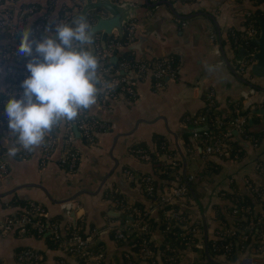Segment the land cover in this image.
<instances>
[{
    "label": "crops",
    "instance_id": "obj_1",
    "mask_svg": "<svg viewBox=\"0 0 264 264\" xmlns=\"http://www.w3.org/2000/svg\"><path fill=\"white\" fill-rule=\"evenodd\" d=\"M17 1L5 5L15 14ZM111 1L131 4L135 10L134 18L127 22L132 26L131 40L124 45L131 44L133 50L127 53L133 60L155 61L171 57L177 65L176 76L166 80L160 90L153 91L148 75L137 77L133 71L123 70L121 73H125L133 85L135 97H98L97 104L85 111L87 115L103 120L107 126L105 130L94 133L90 143L79 138L76 130H73L71 145L78 156L71 172L58 163L65 148L60 128L53 134L54 148L45 161H41L40 147L27 152L23 158L18 156L19 153L10 157L8 149L15 138L9 131L0 129V161L5 166V170L0 171V264H20L15 254L23 248L36 250L41 256L40 264H58L61 259L67 264H79L75 258L65 254L57 243L53 245L46 238L47 234L19 235L3 228L6 218L21 211L29 202L42 205L45 218L56 224L61 234L72 219L78 217L75 223L83 233L95 230L106 264H123L122 254L127 247L113 241L109 230L122 219L113 216L112 212H121L111 202L109 194H117L128 204L150 205L137 179L143 173L151 174L153 164L139 161L133 155V148L152 151L156 140L161 139L180 166L184 160L185 169L188 167L189 173L195 172L204 161L198 142L191 136L193 128L186 120L200 112L205 96L210 92L214 102L221 105L240 100V110L250 113L249 122L254 126H248V131H256L264 125V114L260 112L264 109L262 80L252 76L249 68L244 74L247 80L244 76L238 78L231 71L236 70L238 60L247 57V48L235 43L238 34L245 29V12L254 8L252 0ZM75 3V0H46L47 11L44 14L48 18L56 4L58 12L55 18L69 13V22L80 9L74 11ZM94 14L95 11H89L85 17L92 20ZM176 18L183 24L175 21ZM99 36L100 33L94 35L95 41L99 42ZM111 36H115V32ZM211 36L215 37L222 59L229 65L215 64L217 57L212 54L214 43ZM4 38L5 35L0 34V43L6 41ZM248 84H257L260 88L242 100ZM15 86L8 83L4 66H0V88H9L13 93ZM0 115H5V107L0 109ZM233 140L238 141L244 153L239 158L228 155L210 158L216 167L195 177L190 183L186 200L174 203L188 215L191 222L200 225L204 239L212 237L223 224L233 222L228 195L239 192L252 199L244 187V177L256 184L262 181V176L253 170V161L258 159L264 163V138L259 137L257 146H251L235 135ZM166 186L162 184L158 192L165 191ZM157 187H160L159 183ZM65 200H72L80 209L66 215L58 205ZM151 215L156 217L155 212ZM246 253L247 250L237 253L229 260L217 256L214 258L219 263L213 260L209 262L201 247L194 252H185L174 264H238ZM158 264L162 263L159 261Z\"/></svg>",
    "mask_w": 264,
    "mask_h": 264
},
{
    "label": "built area",
    "instance_id": "obj_2",
    "mask_svg": "<svg viewBox=\"0 0 264 264\" xmlns=\"http://www.w3.org/2000/svg\"><path fill=\"white\" fill-rule=\"evenodd\" d=\"M75 1L76 3L73 4V8L76 12L83 0ZM6 3L14 2L13 0H9L0 4V34H4V39L6 40L0 43V66H4V72L8 77V83L16 85V89L13 93L19 98L22 94V89L20 87L21 82L29 76L25 67L27 58L19 54L18 50L9 48L8 44L15 43L18 34L21 33V29L19 28L22 20L25 19L26 24V20L36 13L39 8L35 10L34 6L21 7L25 5L21 4L15 14L6 10L2 11V9L6 8ZM28 4L33 5L32 3ZM248 15V12H245V16ZM70 17L71 15L69 13H65L49 21L47 19V14H43L36 18L28 27L32 29L36 38H40L42 35L40 31L45 28L46 23H54L61 20L68 22ZM42 18H45V20ZM88 21L90 23L91 19H88ZM175 21L183 24L178 18H176ZM25 24L23 28H25ZM244 30V34L236 38V42L240 43L248 50L247 57L238 63L235 68V72L240 76L244 75L246 68H249L254 62L252 55L257 51V46L252 44L251 40L256 38L259 34V32H256L252 23H249ZM131 33L132 26L129 23L125 24L122 34V36L126 38L125 44L131 40ZM119 40L120 38L110 36L105 38L102 46L98 40L94 43L95 53L100 58L101 77L111 85V88L102 92L99 98H114L118 95H123L128 98L135 97V90L132 83L128 81V77L125 73H121L126 69L133 71V75L137 77L148 75L151 80L153 91L160 90L166 80L175 78L177 65L171 57H164L155 61H135V63H129L122 58L117 63V66L111 69V66L107 65L110 64L108 62L109 58L116 53L118 48L125 45ZM211 40L214 43L212 54L217 57L215 64L223 65L224 60L222 59L219 45L216 43L214 36H211ZM117 60L115 62H117ZM255 91L256 88L249 85L246 92L242 94L241 99L244 100L248 98V96L255 93ZM4 92L5 94L0 95V109L6 106L8 94H12L9 88H6ZM213 101L212 93L206 94L204 112L190 116L186 120V123L193 128L191 136L198 142L202 161H208L210 158H220L224 155L239 158L240 149L231 150L230 146V140L234 135L250 143L251 146H257L256 138L249 134L247 128L250 113L247 111L245 114L242 113L239 105L234 102L232 114L227 119H219L216 116L208 117L209 114L214 113L212 110ZM106 126L103 120L89 116L85 111L80 114L74 123L66 124L62 122L59 127L54 128L46 137L45 145L40 147L41 161H45L49 158L55 143L53 134L60 128L62 130L61 135L65 148L59 157L58 163L67 172L73 171L78 156L77 150L71 145L73 141V130H76L79 138L90 143L93 141L94 133L105 130ZM0 129L9 131L6 115H0ZM259 133L260 137L264 138V129H261ZM160 148L163 149V146H160ZM132 152L139 161L151 162L150 154L144 149L135 147L132 149ZM26 155L27 152L24 150H21L18 154L21 158ZM162 158L169 162L171 166H177L180 172V163L178 160L172 158L171 154L165 153ZM4 170L5 166L0 161V171ZM253 170L262 176L261 183L256 184L249 180L248 177H244L243 180L247 193L255 200L253 208L250 209L231 205L230 214L234 217L233 222L229 223V225L223 224L222 228L216 230L212 237L209 238L210 243L207 247L210 253L219 254L223 258H230L231 255L243 253L247 250V253L239 259L238 264H264V163L258 159H254ZM128 176L131 175L128 174ZM138 179L137 184H140ZM194 179V174L189 173L182 178L177 185L166 186L165 191L157 192V196H154V187L151 183L152 178L150 176H145L142 179L143 182L140 187L144 197L150 204L149 207H145L147 213L151 215L152 212H155L156 217L153 216L154 218H158V212L163 216V229L155 235L159 236L161 233H167L171 231L173 225H178L180 228L173 232V234L176 238L184 242V247L179 252L180 255L167 257L164 260L162 259L163 261L159 258L157 253L153 254V252L145 246L141 247L138 252H134L130 249V246L125 244L126 242H123L125 239L124 231L129 233L135 228L144 230L147 224L143 218L144 214L137 211L132 204L126 203L122 197L110 196L109 199L111 202L124 216L121 219L123 220L122 222L109 228L113 241L121 246L124 244L127 247V250L122 254L123 264H137V262L142 264H158L159 261L162 264L163 262H167L166 264H174L177 258L185 252H194V250L191 249V244H194L197 249L204 247V238L201 234L200 225L197 222H191L188 215L177 206L175 208H165V206L169 204L173 205L176 201L186 200L189 194L188 186H190L191 181ZM58 205L65 210L66 215L69 212L74 213L76 210L80 209V206L72 200L59 202ZM132 214L133 216L135 215L134 221L126 219V215L131 216ZM245 216L247 220L243 224L244 226L240 233H238V227L242 225L241 221ZM41 217L43 219H41ZM76 218L78 217L73 218L72 223L68 224L65 232L61 234L57 225L49 222L45 218L44 207L38 203L29 202L21 211L15 212L6 218L3 223V228L7 231H14L19 235H29L32 234V231L37 235L49 234L61 247L64 253L75 258V260H80L83 264H106L102 247L100 246L97 248L95 246L97 243L95 230H88V232L83 234L79 233L75 227ZM138 224H141V226ZM193 236L197 239L196 243L189 242V238ZM141 243H144V240H142ZM15 259L20 264H40L41 262L40 254L31 248L18 250L15 254ZM58 264H67V262L61 259L58 261Z\"/></svg>",
    "mask_w": 264,
    "mask_h": 264
},
{
    "label": "clouds",
    "instance_id": "obj_3",
    "mask_svg": "<svg viewBox=\"0 0 264 264\" xmlns=\"http://www.w3.org/2000/svg\"><path fill=\"white\" fill-rule=\"evenodd\" d=\"M94 35L85 16L56 21L40 38L30 27L22 29L18 53L27 58L29 76L21 82L20 97L8 94L5 106L7 127L15 138L10 157L45 145L54 128L74 123L111 88L101 77ZM0 94H5L3 88Z\"/></svg>",
    "mask_w": 264,
    "mask_h": 264
},
{
    "label": "trees",
    "instance_id": "obj_4",
    "mask_svg": "<svg viewBox=\"0 0 264 264\" xmlns=\"http://www.w3.org/2000/svg\"><path fill=\"white\" fill-rule=\"evenodd\" d=\"M6 1L9 0H0V4L5 3ZM15 1V0H13ZM253 1V9L252 10H248L246 12H248V16L244 17V27H247V25L249 23H252L253 26L256 29V32H259V22L264 20V0H252ZM25 6H34L35 10H37L39 8L38 5H31V4H25L22 5L21 7H25ZM8 11V12H12V10L10 8H4L2 9V11ZM45 20V18H42ZM25 24V19L22 20L20 28L21 31L24 27ZM53 23H46L45 28L41 29L40 33L43 34L45 29L48 28L49 26H51ZM245 31V30H244ZM244 31H242L241 33H239L238 35L241 36L244 34ZM18 38L16 39L15 43H9L8 47L11 49H16L18 50V45L20 43V33L17 36ZM95 40V39H94ZM233 40V38H231V41ZM122 44H125L126 38L125 36H122L119 40ZM238 42L235 43V45ZM234 45V46H235ZM125 59L126 61H128L129 63H135V61L133 60L132 56L130 55V53H124L121 55V57L117 60V62L115 63H110L107 64L108 66H111V69L115 68L117 66V63L119 62L120 59ZM174 60V59H173ZM174 63L176 64V62L174 61ZM244 76V75H242ZM245 77V76H244ZM245 80H247V78H244ZM254 86H259L257 84H254ZM235 103H237V105L240 106V100L239 101H235ZM234 102H231L229 105H221L218 104L216 102L213 101V105H212V110L214 111L213 114H207L208 117H218L219 119H227L231 114H232V108L235 104ZM205 110V103L204 106L201 108L199 113H203ZM242 113H246V111H242ZM252 123V122H251ZM249 125H247L248 128ZM249 134L253 137L256 138V143L258 144V139L260 137V133H253L251 131H249ZM160 146H163V149L160 148ZM230 146H231V150H236V149H241V145L238 143V141L233 140V138H231L230 140ZM145 151H147L150 156H151V164H153L152 166V173L151 174H146L143 173L140 175L138 182L140 183V185H142L143 182V178L145 176H150L152 178L151 183L153 184L154 187V196H157V192L158 190L161 188V185H167V186H171V185H177L178 182L184 178L186 175L189 174V170L188 167L184 170V176H182L181 172L178 171L177 166H171L169 162L165 161V160H160L161 157L163 156V154L165 153H169L171 154L166 146L164 141H162L161 139H157L154 145V148L152 151H150L149 149H145ZM239 153L243 154L244 151L241 149L239 151ZM213 167H216V164L209 159L208 161H205L201 166H199L197 168V170L195 172H193L194 177L198 178L199 176H201L203 173H207V171H211V169H213ZM157 183H159L160 187H157ZM110 196L112 195L113 197H119L117 194L111 192V194H109ZM227 198L229 199V201L231 202V205H234L236 207H247L252 209L254 204H255V200L252 198L250 199L248 196H246L245 194H240L239 192H237L236 194H232L228 195ZM137 211H139L140 213H143V218L145 223L147 224L144 230H138V228L133 229L131 232L126 233V231H124L125 234V239L123 240V242H126V245L130 246V249L134 252H138V250L141 247H147L149 248L153 254L157 253L159 258L162 260H164L167 257H175L177 255H180L179 252L180 250L183 249L184 247V242L181 241L179 238H176L173 234V232L177 231L178 228H180L178 225H173L171 228V231L167 232V233H161L159 236H156L155 234H157V232H161V230L163 229V216L160 214V212H158V218H154L153 216H151L150 214L147 213V210L145 209V207H143L142 205H140L139 203H134L132 204ZM176 205L175 204H169L167 206H165V208H175ZM126 219H129L131 221L135 220V215L133 216V214L131 216H125ZM41 219H43L41 217ZM247 218L246 216L244 217V219H242V225H240L238 227V233H240L242 227L244 226L243 224L246 222ZM123 220H121L122 222ZM139 226H141V224H138ZM137 226V227H139ZM75 227L77 228V230L79 231V233L83 234V232L80 230L78 224L75 223ZM33 235L38 236L34 231L31 232ZM44 234H41L39 236H42ZM46 238L52 242L53 245H56V242L51 238V236L49 234L46 235ZM144 240V243H141V241ZM205 240V248H206V255L207 258L209 260V262H211V260L216 261V259L214 257H219L220 259V255L219 254H215V253H210L208 251V245H209V238L204 239ZM197 239L193 236L189 238V242L190 243H196ZM122 242V243H123ZM95 246L98 248L100 247V243L97 242L95 244ZM96 249V248H95ZM191 249L192 250H196L197 248L195 247L194 244H191ZM217 257V258H218ZM235 255H231L230 258H234ZM223 258V257H222ZM227 260L230 259L229 257H225ZM224 258V259H225ZM162 260V261H163ZM212 261V262H213ZM77 262L79 264H83L82 261L77 260ZM167 262H163V264H166ZM219 263V262H217ZM215 264V263H214Z\"/></svg>",
    "mask_w": 264,
    "mask_h": 264
},
{
    "label": "water",
    "instance_id": "obj_5",
    "mask_svg": "<svg viewBox=\"0 0 264 264\" xmlns=\"http://www.w3.org/2000/svg\"><path fill=\"white\" fill-rule=\"evenodd\" d=\"M23 3H32V4H38L40 6L39 10L31 15L27 20L25 24V28L28 27L36 18L43 15L46 11V0H19L15 3L16 10L20 7ZM67 4V3H66ZM69 7L71 6L70 3L67 4ZM98 10H101V12H98ZM89 11H95L96 14L93 15L92 20L90 22V25L94 31V34L100 33L99 36V43L102 46L103 42L106 37H109L112 35L113 32H115V36L117 38H121L123 34V26L127 24L129 20H132L135 15V10L133 8V5L127 4V3H114L111 0H83V2L80 5V9L78 10L77 14L70 19L69 22H71L74 18L78 16H85L86 12ZM58 12V6L53 7V10L49 17L47 18L49 21L53 20ZM103 13H106L107 15L103 16ZM251 43L257 46V51L252 55V58L254 60L253 64L249 66V73L257 78H260L264 84V20L259 22V34L256 38H253L251 40ZM242 49L241 47H238ZM133 48L131 44L122 46L116 50V53L111 56L108 60L109 63H114L122 54L132 51ZM248 55V52H246ZM238 63L241 61L238 60ZM224 63L226 65L227 62L224 60ZM230 67V66H229ZM231 69V67H230ZM238 78L242 79V77L237 74L235 71L231 70ZM249 85V84H248ZM251 86H254V84H251ZM255 88H260V86H254ZM245 108V106H244ZM264 114V109L260 110ZM248 125L250 127H254L251 122H248ZM204 128V127H202ZM264 129V125H261L259 129ZM257 130L255 131L253 129V133H257ZM234 133V132H233ZM180 172L182 176H184V170H185V162L182 160L181 166H180ZM189 187V186H188ZM190 190V187H189ZM73 213L71 212V215ZM113 216H118L120 218H123V214L112 212ZM205 240L203 241V249L206 255V249H205ZM207 257V255H206Z\"/></svg>",
    "mask_w": 264,
    "mask_h": 264
}]
</instances>
